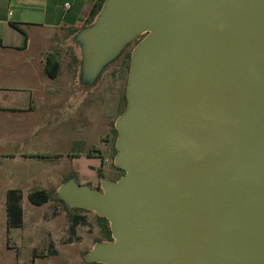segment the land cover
Returning <instances> with one entry per match:
<instances>
[{"label": "water", "instance_id": "obj_1", "mask_svg": "<svg viewBox=\"0 0 264 264\" xmlns=\"http://www.w3.org/2000/svg\"><path fill=\"white\" fill-rule=\"evenodd\" d=\"M149 20L117 124L126 175L59 197L110 221L99 263L264 264V0H108L84 31L92 77Z\"/></svg>", "mask_w": 264, "mask_h": 264}, {"label": "rangeland", "instance_id": "obj_2", "mask_svg": "<svg viewBox=\"0 0 264 264\" xmlns=\"http://www.w3.org/2000/svg\"><path fill=\"white\" fill-rule=\"evenodd\" d=\"M92 32L94 30L74 34V61L79 60L75 66L79 77L69 80L72 63H68L64 64L58 80L49 81L48 90L64 91L65 96H56L51 98V103H43L29 124L23 125L21 122V131L25 127V131L32 134L24 145L21 144V156L68 153L71 159L66 166L73 171L69 181L103 189L104 183L100 182L99 177L101 171L104 179L116 183L122 175L116 162L114 165L111 132L112 124L116 122L117 127L122 116L119 118L120 113L114 107L115 100L110 96L123 92L125 84L118 82V79L112 80L111 74L117 70L121 77L127 78L120 63L121 58L127 51L131 50L134 55L141 50L143 42L151 40L156 29L132 32L122 43L118 54L108 61L110 65L104 77L96 84L92 82L91 75L95 69L89 65L92 59ZM87 75L89 78L91 76L90 80ZM43 89H46L45 85ZM107 92L109 94L106 95ZM36 132L39 134L35 135ZM39 168H44L39 161H21L22 207L25 214L23 227L9 230L4 210L0 208V264H103L91 257L101 245L97 241L104 239L96 211L78 213L85 221L75 233H71L72 215L60 203L52 202L39 207L29 201L31 189H41L49 183L48 176L41 173ZM55 176L59 177L57 174Z\"/></svg>", "mask_w": 264, "mask_h": 264}, {"label": "crops", "instance_id": "obj_3", "mask_svg": "<svg viewBox=\"0 0 264 264\" xmlns=\"http://www.w3.org/2000/svg\"><path fill=\"white\" fill-rule=\"evenodd\" d=\"M66 4H70V9H65ZM91 6L92 0H0V39L5 46L0 48V208L7 223L8 193L22 192L21 161H39L44 165L39 169L48 176L49 183L41 190L61 191L66 186L64 179L73 174L66 166L71 159L68 153L21 156V144L32 135L25 127L21 131V122L29 124L43 103L65 96L64 91L48 90L49 81L59 79L64 64L72 63L69 80L79 77L75 68L79 60L74 61V34H77L74 28L87 18ZM50 57L56 58L61 66L56 79L46 72ZM104 180L114 182L109 179L100 182Z\"/></svg>", "mask_w": 264, "mask_h": 264}, {"label": "trees", "instance_id": "obj_4", "mask_svg": "<svg viewBox=\"0 0 264 264\" xmlns=\"http://www.w3.org/2000/svg\"><path fill=\"white\" fill-rule=\"evenodd\" d=\"M108 0H92V6L90 12L82 22H80L77 27L74 28L75 33L84 32L97 23L98 19L101 17ZM4 43L0 39V48H4ZM128 69L132 67V54L128 55ZM61 66L57 62L56 58L50 57L46 72L51 79H56L59 76ZM113 161L115 165V160L119 154L118 150V139L120 137V132L117 128L113 127ZM60 156H39L40 159H57ZM126 175V171L122 170V175H120L118 181ZM66 177L64 183L69 182L70 178ZM100 179H104L102 171L99 173ZM29 201L35 206H44L52 202L60 203L64 210L72 215L73 225L71 227V233H75L78 226L84 223L85 218L80 216L78 213L87 211L83 208H71L63 199L59 197L57 188H50L47 190L35 189L29 193ZM23 193L20 191H10L8 193V229L21 228L24 224V209L22 207ZM98 224L102 229V234L104 236L103 240H98L97 244L103 243L104 241L113 242L114 241V231L111 227L110 221L105 217L97 216ZM56 254V252H54Z\"/></svg>", "mask_w": 264, "mask_h": 264}, {"label": "flooded vegetation", "instance_id": "obj_5", "mask_svg": "<svg viewBox=\"0 0 264 264\" xmlns=\"http://www.w3.org/2000/svg\"><path fill=\"white\" fill-rule=\"evenodd\" d=\"M132 54L133 56V52L130 50V51H127L126 53H124L123 57L121 58V66L124 70V74L126 75L127 78L124 77H121L119 74V72L117 70H115L112 74H111V78L112 80H119L118 82H121L123 81L124 82V86H125V90L123 92H118V95L115 96V95H111V99L115 100V103H114V107L116 109L117 112L120 113L119 115V118L121 116H123V114L127 111L128 107H129V101H128V88H129V83H130V74H131V69H128V65H127V62H128V55L129 54ZM122 55V53H121ZM110 63V62H109ZM108 62L102 67V69L100 70V72L96 75V76H93L92 78V82L96 84V82H99L105 75V72L107 71V67L110 65ZM87 78L90 80L89 76H87ZM99 80V81H98ZM93 86H96V85H93ZM109 94L108 92L106 93V95ZM109 107V106H108ZM113 127L117 128L116 127V122H114L112 124V130H113ZM111 130V132H112ZM113 135V133H112ZM105 142H108L107 140H104Z\"/></svg>", "mask_w": 264, "mask_h": 264}, {"label": "bare ground", "instance_id": "obj_6", "mask_svg": "<svg viewBox=\"0 0 264 264\" xmlns=\"http://www.w3.org/2000/svg\"><path fill=\"white\" fill-rule=\"evenodd\" d=\"M152 20H149L147 21V23H145L141 28L140 30H143V29H146V30H149V29H153L154 27V24L151 22ZM148 39H146L144 42H143V45H145L147 43Z\"/></svg>", "mask_w": 264, "mask_h": 264}, {"label": "built area", "instance_id": "obj_7", "mask_svg": "<svg viewBox=\"0 0 264 264\" xmlns=\"http://www.w3.org/2000/svg\"><path fill=\"white\" fill-rule=\"evenodd\" d=\"M70 7H71L70 4H66V5H65V9H66V10L70 9Z\"/></svg>", "mask_w": 264, "mask_h": 264}]
</instances>
